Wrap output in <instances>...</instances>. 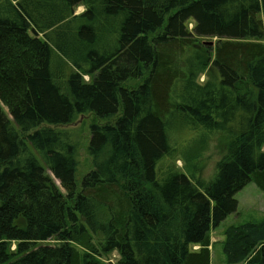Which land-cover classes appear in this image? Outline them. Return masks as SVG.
Segmentation results:
<instances>
[{
    "label": "trees",
    "instance_id": "trees-1",
    "mask_svg": "<svg viewBox=\"0 0 264 264\" xmlns=\"http://www.w3.org/2000/svg\"><path fill=\"white\" fill-rule=\"evenodd\" d=\"M84 115L103 123L77 180L59 128ZM250 183L264 192V0H0V264H211ZM221 237L226 264H264V219Z\"/></svg>",
    "mask_w": 264,
    "mask_h": 264
},
{
    "label": "rangeland",
    "instance_id": "rangeland-1",
    "mask_svg": "<svg viewBox=\"0 0 264 264\" xmlns=\"http://www.w3.org/2000/svg\"><path fill=\"white\" fill-rule=\"evenodd\" d=\"M84 12L85 7L80 6L76 9L75 15L78 16ZM33 33L36 35L37 32L34 30ZM209 73H211V75L215 74L213 70H211ZM84 79L87 82L90 81L88 76H85ZM208 81H210V77L208 75H203L198 80V83L200 85H204ZM94 122L99 124L103 123L92 115H84L79 116L74 123L59 128L62 131L69 133L72 137V141L75 142L77 146V160L79 164L77 180H81L82 176H84L93 167L92 158L89 156L87 149L91 139L90 126ZM186 134L188 135V140L193 138L192 132L183 133V131H180L179 133H174L175 138L173 139L181 141ZM217 142L218 138L211 139L209 141V150L202 155L200 162L198 161V165H200L199 172L201 173V178L205 181H210L216 172V163L220 154V149L219 146H217ZM180 158L178 157L174 163L179 170H184L185 160L182 157ZM236 199L239 203L237 212L228 216L227 219L220 225L218 230L213 231L211 264H226L221 243L223 241V237H221L222 230L225 227L245 222H259L264 219V192L258 189L254 183H250L245 189L239 192L236 196ZM51 244L53 245V243ZM14 248L15 247L13 246L12 249ZM111 259L115 263L117 260V254H112Z\"/></svg>",
    "mask_w": 264,
    "mask_h": 264
},
{
    "label": "water",
    "instance_id": "water-1",
    "mask_svg": "<svg viewBox=\"0 0 264 264\" xmlns=\"http://www.w3.org/2000/svg\"><path fill=\"white\" fill-rule=\"evenodd\" d=\"M36 35H37V33H36ZM207 45H213L214 43H206Z\"/></svg>",
    "mask_w": 264,
    "mask_h": 264
}]
</instances>
